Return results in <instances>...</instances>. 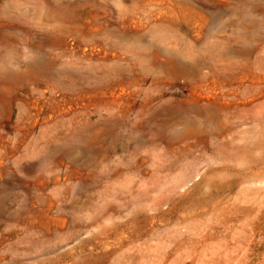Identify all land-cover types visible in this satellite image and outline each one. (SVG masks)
I'll return each instance as SVG.
<instances>
[{
    "label": "rangeland",
    "instance_id": "rangeland-1",
    "mask_svg": "<svg viewBox=\"0 0 264 264\" xmlns=\"http://www.w3.org/2000/svg\"><path fill=\"white\" fill-rule=\"evenodd\" d=\"M0 264H264V0H0Z\"/></svg>",
    "mask_w": 264,
    "mask_h": 264
}]
</instances>
